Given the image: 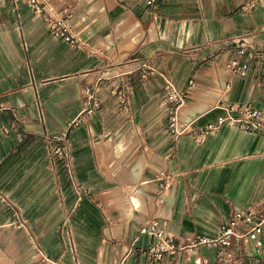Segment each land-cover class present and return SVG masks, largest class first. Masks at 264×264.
<instances>
[{
  "label": "crops",
  "instance_id": "1",
  "mask_svg": "<svg viewBox=\"0 0 264 264\" xmlns=\"http://www.w3.org/2000/svg\"><path fill=\"white\" fill-rule=\"evenodd\" d=\"M61 0L87 49L55 37L23 0H0V264H150L157 238L142 228L158 218L165 237L217 238L236 211L264 201V134L223 125L195 135L230 106L264 108V0ZM60 4V3H58ZM57 4V6H58ZM241 44L246 76L225 64ZM150 62L143 79L139 67ZM132 72L130 112L107 81L100 108L69 131L77 198L45 140L67 130L83 110L82 93L101 73ZM170 81L189 91L175 138L162 91ZM195 87L189 89V82ZM162 171L175 177L164 201ZM15 207L25 227L9 225ZM252 244L247 264H264ZM41 253H39V250ZM217 249L199 247L155 264H215Z\"/></svg>",
  "mask_w": 264,
  "mask_h": 264
},
{
  "label": "built area",
  "instance_id": "2",
  "mask_svg": "<svg viewBox=\"0 0 264 264\" xmlns=\"http://www.w3.org/2000/svg\"><path fill=\"white\" fill-rule=\"evenodd\" d=\"M49 25L55 37L61 38L71 44L74 48L87 49V43L80 35L72 29V9L61 0H23ZM161 0H148V5L155 8ZM257 0H249L240 7L242 12H248L255 7ZM60 3V4H58ZM58 4V6H57ZM246 44H241L233 59L225 64V69L231 74L247 75L248 66L245 58L248 52ZM153 71L150 62L145 61L139 67V75L146 79ZM132 72L115 73L105 70L97 80L87 83L83 96V110L79 117L68 124L66 131L50 135L45 134V140L49 146L53 159L62 165L64 172L74 189L77 198L87 194V190L81 185L74 173L73 155L69 131L78 126L84 119L94 114L100 108L98 96L102 88V82L107 81L111 87V93L122 105L125 112H130L132 99ZM195 83L189 82V89L194 88ZM189 100V91H180L175 88L172 82L167 81L162 91V103L169 106L168 128L175 138L189 131V123L181 118L182 108ZM223 125L241 130H252L264 134V108H255L252 105L244 104L239 107L230 106L227 115L218 120L216 125H210L195 135L200 142L205 141L208 134L218 131ZM159 191L152 199L156 206L160 205L167 194L171 191L175 177L166 171L158 176ZM9 225L12 227H25L26 222L19 214V211L12 207ZM143 233L156 236L157 242L149 246L145 255L150 264L163 262L176 253L194 254L199 247H214L217 249L215 264H247L249 255L246 253V246L252 244L257 255L262 256L264 236V201L252 205L245 211H236L230 220L222 226L220 235L217 238H209L201 235L194 237L173 238L165 237L159 229L158 218L153 217L143 228ZM41 253L40 249L38 250ZM35 264H60L58 260L50 259L41 254ZM203 264H209L205 259Z\"/></svg>",
  "mask_w": 264,
  "mask_h": 264
}]
</instances>
